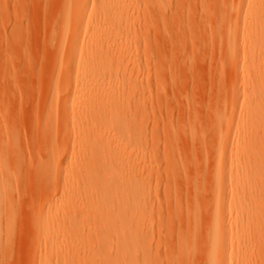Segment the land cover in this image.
<instances>
[{
    "label": "rangeland",
    "instance_id": "374dc122",
    "mask_svg": "<svg viewBox=\"0 0 264 264\" xmlns=\"http://www.w3.org/2000/svg\"><path fill=\"white\" fill-rule=\"evenodd\" d=\"M60 1L62 0H0V177L7 178L11 182L7 190L0 185V264H95L93 248L90 245L92 242L89 243L90 239L86 236L91 230L95 232L96 225L90 227V224L93 218H98L99 209L90 193L100 191L108 185H105L101 179L93 178L92 173L89 175L86 170L90 166L93 150L106 145L107 149L100 148L101 152L107 154L103 158L106 161V168L115 166L118 169L119 165L122 167L124 180L129 182L130 173L126 161L127 128L122 115L129 100L143 91L144 87L153 92L159 107L156 109L161 123L159 132H152L153 134L150 132L149 143H156L159 139L158 142L164 147L167 138L171 139L169 138L171 131L167 127L170 123H174L181 130V123L186 121L190 123L191 120L197 119L194 120L195 130L201 128L202 133L206 125L208 133L205 130L203 132L212 137L209 131L213 128V122L216 121L217 113L220 112L224 102L230 104L236 102H232L235 92L231 82L236 73L234 69L245 67L248 73L245 80H241L242 70L236 76L238 81L235 85H238L241 99L247 94H253L251 88L245 92V87L258 78L260 70L264 71V52L260 53V50H256L255 36L249 38L250 27L239 33L236 44L225 43L221 39L218 28L222 25V21L227 19L230 24L236 26L240 19L241 15L233 5L235 0H169V4L160 10L152 5H148L150 7L147 8L146 0H109L113 19L101 20L100 24L104 29L97 30L93 20L89 21L90 17L86 15V24L82 30L84 42L88 44L90 40L100 35L103 39V50L117 43L120 46L123 42L122 52L133 51L135 56L125 59L117 52L110 58H101L99 63L93 61L96 65L99 64V72L104 74L106 90L109 91L110 88L113 90V106L116 110L114 117L108 118L111 115V107L101 104L107 97L98 98L92 89L88 93L86 102H95L99 104L98 109L101 112H106L103 116L106 122L103 124L101 122L98 126V131H104V135L97 137L93 121L79 119L72 122L71 118H68L67 123L63 124L56 116L58 98L66 97L63 94L65 92L60 94L59 91L69 83L71 85L76 83L75 80H67L64 74L57 77L59 72L54 71L55 38L52 29L58 19ZM80 4L78 3V6ZM260 14L264 17V9ZM248 20H252V14L248 15ZM248 44H253L254 55L263 63L258 67V71L254 68L247 69L246 59L240 60L238 66L234 65V68L228 67L229 53L238 51L239 55L245 58L243 51ZM79 63L78 58L74 65ZM224 99L226 100L223 101ZM86 102L78 108L79 114L85 113ZM237 102H239V110L243 112L241 100ZM49 114L52 116L48 118ZM197 125L200 127L197 128ZM92 127L93 140L88 143L84 137L91 134ZM260 128H264V122ZM182 132L181 130L179 136H175L176 149H179V151L175 150V153L183 154L175 157L182 156L180 157L182 160L186 159L191 163L187 165L188 167L185 166L187 170L176 173V176L180 177L182 171H186L185 175L183 172L182 178L180 177L181 181L175 174H170V177H176L178 183L171 181L166 184L165 182L172 177L168 179L169 176L166 173V178L164 173L160 182L162 186L159 185L160 191H157V194L153 191V195L155 194L157 198L154 195V202L150 204L152 207L155 203L153 209L156 215L160 212L157 211L158 208L164 207L165 204L166 216L175 207L177 201H187L189 194L192 193L189 189L190 177H195L203 169L202 161L199 159L203 148L200 145L202 142H199L201 139L196 138L197 136L193 137V133L196 134L194 131L191 133L192 138L197 140L189 141L191 134L187 140L185 137L188 133ZM198 134L200 131L196 135ZM257 140L263 143L264 135L259 134ZM250 145L249 141L242 139L238 146L240 150L247 151ZM91 148L93 150H90ZM115 149L119 150L116 157H113L117 163L113 158L111 159V152ZM245 157L251 158L252 155L248 154ZM180 158L177 161L182 164ZM111 161L118 165H112ZM59 163L64 168L62 174L58 171ZM49 170L51 172L54 170V173L50 175ZM85 179L87 180L84 181ZM170 183L171 185L174 183L172 186H175V189L169 187ZM124 197H126L125 191L112 196L116 203ZM57 200L66 202L64 206L59 207L56 205ZM162 201L163 204L160 203ZM167 201H171V206ZM47 203L51 204L49 210ZM256 203L259 205L256 209L261 210L262 213L254 231L257 237H264V192L259 193ZM133 205L127 204V210L134 207ZM42 209L44 212H41ZM163 212L161 211L160 215L164 216ZM39 214L47 218L44 219L43 224L38 223ZM156 215L153 222L158 228L157 230L155 227L157 230L155 235L159 236L161 228L158 225L161 222L156 221ZM78 219L83 222L80 227H69L79 232L78 240H71L70 236L61 239L57 244L54 243V231L61 223ZM117 220L118 217L113 220V227H117L118 230L120 222L117 224ZM170 223L172 221L167 223L169 226L161 229L164 231V234L161 232V237L165 236L162 241L159 240V243L161 242L159 255L160 258L162 257L161 262L164 260L163 264L167 263V255H169V248L166 245L169 247L171 242L169 239L175 240L179 232L180 224L177 223L176 227V225L172 226L174 224L172 223L170 227ZM169 227L170 233L166 231ZM10 228L15 229L11 237L8 236ZM172 228L177 230L174 235L171 234L174 231ZM165 233L169 234V237L173 236L170 238L167 236L168 238L165 239ZM115 234L117 233L114 232L113 235V255L119 256V260L113 256L116 261L112 264L125 263L126 259V264H141V250L137 248V251L130 250L127 245V254L126 249L119 251L116 249ZM156 239H154L155 245L158 242ZM163 240L167 242L165 245ZM74 243L79 246L77 250ZM199 243L197 242V247L200 246ZM68 244L73 246L74 253L72 251L67 253L64 250ZM128 252H131V256H128ZM195 255L201 257L200 254ZM261 256L264 264V255ZM194 257L195 260L197 256ZM198 258L197 261L200 262L202 259Z\"/></svg>",
    "mask_w": 264,
    "mask_h": 264
},
{
    "label": "bare ground",
    "instance_id": "6f19581e",
    "mask_svg": "<svg viewBox=\"0 0 264 264\" xmlns=\"http://www.w3.org/2000/svg\"><path fill=\"white\" fill-rule=\"evenodd\" d=\"M146 1L147 8L150 7L148 5H152L159 10L169 4V0ZM60 2L58 19L54 23L55 26L53 25L54 29H52L53 38H55V52L53 57L54 71L56 73L59 72L57 77L63 76L64 74L67 80H75L76 83L74 85L69 83L62 91H59L60 94L65 92L63 94L66 97L61 96L58 98L56 116L63 124L67 123L68 118H71L72 122H76L79 119H86V121L91 120L96 126V136L100 137V135H104V131H98V126H100L101 122V124L106 122L103 118L106 112H101L98 109L99 104L95 102H86L88 93L92 89L95 96L98 98L107 97L101 104L109 108L111 107V115L108 118L115 115L116 110L113 106V90L111 88L109 91L106 90L107 83L105 82V77H103L104 74L99 72V64L96 65V62L99 63L100 59L104 57L110 58L112 55L117 54V52L125 59H131L135 56V53L133 51L122 52L123 48L121 47H123V42H121V44L119 43L120 46H118L117 43L103 50V39L100 35L94 37L88 44L84 42L82 30L86 24V15H89V21L93 20V24L97 30L104 29V26L100 24L101 20L113 19L109 0H62ZM78 3L81 4L78 6ZM233 5L236 6L238 13L241 15L240 19L237 21L236 26H233L232 23L230 24L227 19H224L222 21L223 23L221 22L222 25L218 28L221 39L225 43L236 44L239 33L243 32L247 27H250L251 35H249V38L251 39L255 36V38H257L256 50H260V53L264 52V17L260 14L264 9V0H235ZM226 8H224L225 12L227 11ZM249 14H252L251 21L248 20ZM126 44L127 43H125V45ZM243 53L245 58H243V55H239L238 51L230 52L228 67L234 68L233 66L237 65L240 60L246 59L245 64H247V69L254 68L258 71V67H261L263 63L260 58H256L254 55L255 50L253 49V44L246 45ZM78 58L80 59V63L74 65L75 60ZM223 66L221 68L222 71ZM230 68L229 72L231 71ZM234 70H236V73L234 74L235 71H233L235 76H233L234 79H232L231 82L235 92L232 102H236L230 104L225 101L226 99L223 100L225 102L220 112L217 113L218 117L216 121L213 122V128L211 129L210 127L211 131H209V133H211L212 137L203 132L204 130L207 131L205 124L202 133L201 128L195 130L196 123L194 120L197 121V119L191 120L190 123L186 121L184 122L185 124H180V128L183 131L182 133H188V136L186 135L187 137L183 136L186 139L194 131L196 134L200 131L198 135L193 133V137L197 136L196 138L201 139L199 142H202L200 144L203 146L202 152L199 147L198 149L201 152H199L201 154L199 155L201 156L199 159L202 161L203 169L200 170L199 174L197 173L198 175L195 173V177H190L189 185L192 188L189 186V189L192 190V193H190L192 196L189 194L188 200H185V202L182 200L180 202L175 201L176 204L172 202V204H175V207L172 206V210H168V216L167 214L165 216L166 204L164 207H160L161 209L158 208L157 210L160 212L164 211L165 217L160 215V212L158 215L155 214L153 209L155 203L152 207L150 205L154 202L153 196L157 194V191H160L159 189L162 186L160 182H162L164 173L166 178L167 175L169 176L168 179L172 177L171 180L165 182L166 184L171 181H177L178 183V180L175 178H182L183 172L185 175L186 171H182L180 177L176 176V173H181V170L184 169L187 170L185 166L188 167L191 162H187L186 159H184L185 161L182 160L180 158L182 156L175 157V155H182L183 153H175V150L179 151L178 148L176 149V137L179 136L178 134L181 130L178 126H175L174 123H170L167 126L171 131L169 137L171 139L167 138L164 147L158 142L159 139L156 143H149L150 138L148 139V137L150 132H159L161 127L158 110L156 109L157 104L153 97V92L151 93V89L148 90L147 87H144L143 91L139 92L136 97L130 99L122 115V120H124L127 128L128 153L126 161L130 173L129 182H126L123 178L122 167L115 164L117 161H115L116 159L113 157H116L119 151L118 149L111 152V159L113 158L115 161H111V164L118 165L119 170L115 166H111L109 169L106 168V161L103 160V158L107 154L101 152L102 150L100 149H107L106 145L105 147L94 149L95 152L92 148L90 149L93 150V157L86 171L89 175L92 173L93 178L101 179L105 185H108L106 187L104 186L100 191L90 193L94 204L99 209L97 212L98 218H93L90 224V227L96 225L95 232L91 230L86 236L90 239L89 243L92 242L90 245L93 248V260L95 264H112V262L116 261L114 258L116 259L119 257L113 255L114 232L117 233L115 234L117 236V248L116 246L115 248L119 251H124L128 245L130 250H141V264H163L164 260L161 262L162 257L160 258L159 255V250L161 249V242L159 243V240L162 241L165 235L161 237V234H164V231H161V229L169 226L167 223L171 221L174 224L172 225V223H170V227L177 223L180 225L179 232L175 237L176 239H173L174 241L170 237L176 234V229L172 228V231H174L171 233L173 235L170 237L169 234L167 235L165 233V239L169 237V240H171L169 247L166 245L167 248H169V255H167L168 264H263L261 254L264 255V237H257L254 230H256V223L262 213L261 210L256 209V206H259L256 203L257 197L259 193L264 192V142L259 143L257 140L259 134L264 135V128H260L264 122V71L260 70L257 75L258 78L245 87V92L251 88L253 94H247L241 99L238 85H235L238 81L236 76L238 72L242 70L241 80H245L248 73L245 67L242 69L236 68ZM225 72L228 73L227 71ZM149 79L150 77L148 80ZM237 100H241L244 109L243 112L239 110V102H237ZM223 101L221 103H223ZM85 102L87 103L86 111L84 114H79L78 108ZM51 116L52 115L49 114L48 118ZM198 127L200 126L197 125V128ZM93 131L94 128L92 127L91 134L84 137L86 142L89 143L93 140ZM205 134L207 138H205ZM198 136H202V138ZM154 137H156L155 134ZM196 138H192L191 134L189 141ZM177 139L181 140L180 138ZM208 139H210V141ZM242 139L251 143L247 151L240 150L238 146ZM255 141H257V143ZM254 143L255 145H253ZM198 149L196 150L198 151ZM248 154L252 155V157L246 158L245 156ZM179 158L181 162L183 161L182 164L177 161ZM63 169V165L59 163V174H62ZM53 173L54 170H52V172L49 170L50 175ZM171 173L175 174L176 177H170ZM6 179L0 177V185H3V189L7 190V186L10 187L11 182ZM86 180L87 179L84 181ZM159 185L161 186L159 187ZM168 185L169 187H173L172 185H174V183ZM166 188L170 189L168 186ZM173 188L175 189V186ZM178 188L176 189L178 190ZM123 191L126 192L127 198H122L118 203H116V200L113 201L114 198H112V196ZM153 191H155L154 195ZM159 196H161V194H159ZM180 196L182 195L180 194ZM155 198H157V196ZM169 200L171 199L169 198ZM51 201L53 203V199ZM65 202V200L62 202L57 200L56 205L62 207ZM167 202L170 203L171 201ZM130 203L134 204V207L130 208L128 206L130 209L127 210L128 208H126V206ZM160 203L163 204V201ZM244 203L247 205H243ZM156 204L158 205V201ZM46 205L49 210V205L51 207V204L47 203ZM162 208L165 209L162 210ZM41 212H44L43 209ZM155 215L156 221L158 220L161 222V224L158 225L159 228H161L158 233L159 236L157 234L155 235V227L157 226L156 224L155 226L153 222ZM38 216V223L40 224H43L47 219L44 215L39 214ZM117 217L119 220H117L116 223L120 222L118 230L117 227H113V220ZM81 223L83 222H80L79 219L70 222L66 220L64 223H61L58 229L54 231V243L57 244L61 239L70 236L72 237L71 240L77 241L79 232L75 229H69V227H80ZM117 224L116 226H118ZM177 226L178 225H176V227ZM170 227L169 230H166L169 233ZM14 230V228L8 229V236L11 237ZM156 237H158V239H156ZM154 239L158 241L157 245L154 244ZM163 241L165 245L167 242L166 240ZM197 242H200V246L198 247ZM73 245L76 246L75 243ZM77 247L79 246H76V250ZM72 249L73 246H71V244L64 247L67 253L71 252ZM163 249H165V246ZM125 251L127 254L128 250L126 249ZM130 253L128 252V256H131ZM133 253L137 256V253L134 251ZM195 254L201 255V257H199L202 259L200 262L197 261L198 255ZM194 256H197L195 260ZM117 260H119V258ZM126 262H122V264H126ZM131 262H133L132 259Z\"/></svg>",
    "mask_w": 264,
    "mask_h": 264
}]
</instances>
